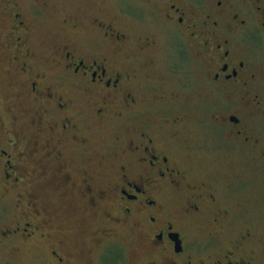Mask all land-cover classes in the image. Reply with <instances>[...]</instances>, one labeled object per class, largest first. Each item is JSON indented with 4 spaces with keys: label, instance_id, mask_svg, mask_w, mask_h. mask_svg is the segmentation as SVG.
<instances>
[{
    "label": "flooded vegetation",
    "instance_id": "1",
    "mask_svg": "<svg viewBox=\"0 0 264 264\" xmlns=\"http://www.w3.org/2000/svg\"><path fill=\"white\" fill-rule=\"evenodd\" d=\"M62 6L41 54L32 42L36 11L0 0V49L25 102L8 105L7 116L0 97V184L16 210L0 239L45 240L51 264H70L72 254L53 238L60 229L49 225L47 195L36 189L55 176L105 220L100 242L93 238L102 248L89 250L87 263L114 264L112 238L125 229L145 250L144 264H264L261 220H241L264 200V0ZM194 120L236 154V191L253 182L251 202L221 203L218 187L198 172L208 159L201 150L210 149ZM106 123L118 132L101 142L102 173L84 157L90 133ZM229 216L240 219L238 229L224 236Z\"/></svg>",
    "mask_w": 264,
    "mask_h": 264
},
{
    "label": "rangeland",
    "instance_id": "2",
    "mask_svg": "<svg viewBox=\"0 0 264 264\" xmlns=\"http://www.w3.org/2000/svg\"><path fill=\"white\" fill-rule=\"evenodd\" d=\"M44 6H40L39 0H20V2L27 8L34 9L36 12L31 17L30 21L34 24L36 34L32 39L34 45H36V51L41 54H46L45 48L43 47L47 32H55V29L59 27V20L63 11L62 3H71V9L74 11L80 4L85 3L88 0H43ZM103 2L107 0H97ZM69 4H67V8ZM40 8V10H39ZM74 9V10H73ZM76 12V11H74ZM0 25L3 27L4 22L0 20ZM9 54L0 49V97L3 99L5 104H2L3 113L9 115L7 106L11 104H17L20 102L22 105L25 103L19 97L16 96L15 88V75L8 71ZM13 82V84L11 83ZM13 112H15L16 106H11ZM199 121V120H198ZM205 121V120H204ZM195 130L196 135L206 139V145L210 150H201L200 157H208L204 164H201L198 172L201 175H206L210 179V183L218 187V198L221 203H234L237 201L248 202L251 196L250 189L255 187L253 182L247 184L244 193L236 191L238 187V176L240 175L241 168L238 165V159L236 154L229 152L226 148H223L219 138H210V135L203 133L199 130L200 125L194 120L191 123ZM118 129L115 125L110 126V123H106L90 133V154L86 156L85 166L94 168L102 173H107L108 168L106 163H100L98 161L99 155L106 152V149L102 146L101 142L104 139H108L112 133H117ZM214 139L215 142L220 143V147H215L214 143L211 146L210 142ZM216 151H220L221 156L225 153L223 161L216 162L212 161L209 157L214 155ZM184 156L189 157L190 163H196L191 155L184 152ZM91 158V160H90ZM201 161V160H200ZM198 173V174H199ZM199 174V175H200ZM249 179V178H248ZM252 180V179H250ZM253 181V180H252ZM256 188V187H255ZM36 189L37 192L43 197L47 195L44 200L45 205L49 209V225L53 229L59 228L60 231L53 232L54 240H62L63 248L68 250L72 254V261L70 264H94L87 263L85 257L89 254V250L96 252L102 244L94 242L93 238H98L100 242V229L105 225V220L102 216V212L98 209L88 210L84 202L81 201L79 196L73 194V191L68 190L64 187L60 177H52L51 179L43 181L39 184ZM257 189H261L258 187ZM223 191L224 193H222ZM248 198V199H246ZM251 202L255 207H259L257 212L246 213L245 217H241V220L249 221L254 218L261 220L260 223L264 228V200L260 198L258 201ZM15 196L14 194L4 193V189L0 184V229L3 224L10 222L13 215L16 213L14 208ZM230 220H233V222ZM239 218L231 216L228 217L227 221L231 226L223 233L234 234L237 232V226L239 224ZM234 228V229H233ZM125 229H117L114 235L113 241H115L116 247L112 250V258L114 264H144L146 260L145 250L139 243L133 241L132 238L126 236ZM193 234L199 235L200 228L193 229ZM1 236V234H0ZM222 236V237H224ZM5 240L0 239V264H48L50 257L48 255V243L45 240L36 239L35 242H29L24 240H18L10 244L5 243ZM102 248V246H101ZM116 254V255H115Z\"/></svg>",
    "mask_w": 264,
    "mask_h": 264
}]
</instances>
